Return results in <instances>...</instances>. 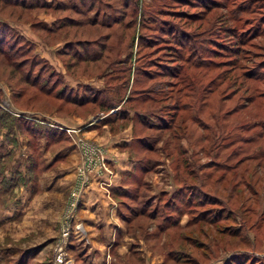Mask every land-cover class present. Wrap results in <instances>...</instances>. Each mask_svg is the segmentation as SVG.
<instances>
[{"label": "rangeland", "instance_id": "rangeland-1", "mask_svg": "<svg viewBox=\"0 0 264 264\" xmlns=\"http://www.w3.org/2000/svg\"><path fill=\"white\" fill-rule=\"evenodd\" d=\"M46 1L52 3L50 8L30 9L26 4L0 3V24L10 28L6 31L0 28L1 44L5 37L8 39L7 48L9 42L21 44L12 48V64L0 58V109L6 108L17 116L34 121L47 120L46 116H51L60 123L56 126L63 130L59 140L40 135L32 154L27 148L30 137L20 133L14 125L11 136L14 140L7 139L11 144L9 147L14 150L13 155L7 157L4 149L0 151V248L8 253L13 249V255H6L0 264H53L72 186L80 180L78 166L86 162L89 169L99 157L104 159L103 164L109 173L103 176L104 180L111 182L108 187L115 185L118 178L123 180L124 189H119L123 195L113 199V206L124 212L125 219L120 218L126 233L124 241L135 242L130 244V249L126 248L127 244L122 248L126 256L133 246L139 247L137 254L140 258L143 254L147 264H223L225 259L233 261L241 255L252 258L241 254L243 250H249L257 254L252 256L262 257L264 262V160L260 159V162L259 156L255 160L242 159L234 170L227 172L201 166L211 160V155L203 156L201 151L198 152L200 147L195 144L194 137L195 131L200 129L192 124L187 127L184 114L174 109L178 100L186 98L179 90L180 85L174 84L175 80L168 75L172 68L169 65L177 61L172 60V54L163 42L156 41L157 34L153 29L139 26L144 9L155 7L158 11L167 5L160 18L172 21V26L176 25L181 31L198 34V39L207 40L204 46L208 57L217 61V65L210 70L194 71L192 79L198 88L189 95L193 97L196 92L195 96H198L202 92L208 98L210 106L205 107L203 113L214 112L221 116L223 135L248 136L252 134L248 131L250 128L245 130L239 127L241 124L264 121V97L260 95L264 91V72L259 68L252 70L264 62V34L258 35L262 33L258 19L264 14V7L255 2L260 0H230V3L228 0L229 4L218 0L220 5L214 8L210 6V0H139L137 4L141 6L133 29L88 25L77 29L65 27L57 33L53 26L58 23L55 21L58 16L62 18L70 13L76 19L82 18L72 11H57V2L82 8L83 2ZM104 1L123 8L120 0ZM29 2L33 0H26ZM230 9L241 12L233 14L243 16L240 22L231 18ZM129 12V16L131 12L133 14L131 8ZM43 22L45 25L41 24ZM121 31L124 32L123 43L120 41ZM256 34L259 37H255ZM68 37L74 42L105 38L112 48L110 51L107 48L102 59L84 63L77 55L87 54L77 45V49H65ZM30 51L32 53L27 54ZM127 54L130 59L125 65L129 66L127 73L119 81L113 80L117 73L122 75L120 68L124 66H111L110 63L127 58ZM37 60L44 63L50 73L53 70L60 72L59 79L68 89L79 90L82 95V91L88 89L92 93L105 92L115 102L122 98L116 108L124 104L122 108L128 116L117 118L120 114L114 113L115 109L103 112L92 102L80 107L43 97L33 99L32 88L24 83V73H18L16 64L33 66ZM136 66H140L139 74L134 69ZM249 70L253 75H247ZM258 70L262 72H259L262 77L259 79L255 76ZM149 73L154 75L145 77ZM123 80H128V84L121 89L119 84ZM146 94L152 96V100L145 99ZM167 107L173 112L168 113ZM135 112L144 114L139 116ZM229 112L234 114L231 119L225 118ZM166 124L168 127L164 128ZM236 124L237 130L234 129ZM246 142L223 146L221 163L234 164L239 158H245L251 147ZM38 144L40 154L36 152ZM180 147L186 153L181 154ZM235 148H240L239 153L228 160L227 155ZM53 156H56L54 162L47 166ZM35 159L40 165L34 166ZM186 159L189 166L184 162ZM139 161L144 162L140 163L145 167L143 172L139 169ZM189 170H193L191 176ZM206 174L214 179L204 180ZM57 177L59 180H73L69 191L61 190L58 183L49 188L50 181ZM90 180L86 190L95 186L93 180L97 179L90 174ZM97 185L100 187L98 182ZM184 185L192 186L193 201L196 198L200 201L192 206H186L188 203L185 202L173 210L171 196L176 188ZM101 187L106 189L104 185ZM167 201L170 203L168 214L173 212L175 220L173 223L172 219L168 221V228H161L165 223H159L167 216V211L163 210ZM81 202L74 213L76 221L83 200ZM250 208L253 212L249 211ZM153 210L154 216L150 217L148 213ZM26 214L27 218L22 220ZM243 217L248 222L244 223ZM73 224L65 245L69 258H72V250L68 247L72 234L82 230H74ZM229 224L240 227L241 235L246 239L242 241L240 237L228 235L230 228L226 226ZM146 251L151 253L149 259ZM109 257H106L105 264H111ZM252 263L247 258L244 260V264Z\"/></svg>", "mask_w": 264, "mask_h": 264}, {"label": "trees", "instance_id": "trees-1", "mask_svg": "<svg viewBox=\"0 0 264 264\" xmlns=\"http://www.w3.org/2000/svg\"><path fill=\"white\" fill-rule=\"evenodd\" d=\"M78 2H83L82 4L84 7H79L77 5H74L77 8L72 7L71 5L69 6L68 4H59L57 2L55 8L57 11L63 12V10L66 11H72L74 13H78L80 15V19H76L74 16L67 14L60 18L59 16L55 19L57 24L53 26V30H56V33L61 31L63 28L67 27L68 29L73 28L77 29L78 27L82 28L84 26H101L104 27L105 29L110 26V27H118L122 30L124 28L128 30L129 28H134L136 26L137 22V13H138V8L139 0L131 1V0H120L122 3V7H116L112 4H109L108 1L104 0H76V4ZM211 5L213 8L215 6L220 5V1L218 0H210ZM228 3V0H225ZM255 1V0H254ZM6 2H10L11 4H26L25 6H28L30 9H35V8H50L49 6H52L51 2L43 1V0H33V2L26 3V0H0V3L3 4ZM13 2V3H12ZM231 1L229 0V3ZM257 3H262L261 7H264V0L260 1H255ZM167 3V2H166ZM194 3V2H190ZM228 3V4H229ZM149 6V5H148ZM167 5L162 6L158 11H155V7L152 8V10L144 9L143 12H141L140 16V25L142 27H145L146 29H153L157 34L156 41H161L163 44L167 47V50H170V54L172 57L173 61H177L176 64H170L169 66H172L170 69L171 72L168 74L172 79L175 80L174 84L177 83L180 85L179 90L183 93V95L186 97L184 100H178L176 105H175V111L177 112H182L184 114V117L186 119V126L189 127L190 124L195 125L198 127L200 130H196L195 134L196 137L195 139V144L198 145L199 151H201V154L203 156L211 155V160L207 161L205 164L201 166H212L215 169H223L224 172H227L228 170H234L236 165L242 160V159H247V160H255V158H259L261 160H264V121H253L249 122L248 124H241L239 127H243L245 130L249 129L252 134L249 133L248 136H241V135H233V136H227L223 135V124L221 122V116L217 113L214 112H209L207 114L203 113L205 112V107L210 106V102L208 101V98L202 95V92L198 94V96H195L196 92L193 93V97L189 95L192 93L194 90L198 88L197 82L194 79V71H199L202 69H212L215 68L217 65V61H214L211 59V57H208V52L206 50V47L204 46V42L207 40L205 39L204 41L202 39H198V34L194 32H187V31H181L177 29V26L174 25L172 26L173 22L164 20L163 14H165V10ZM144 7V6H143ZM79 8V9H78ZM130 8L133 11V14L129 16L130 14L129 10ZM230 16L233 20L240 22L242 20L243 16H233V14H238L241 13L238 9H230L229 11ZM261 17V18H260ZM258 19V22L260 23L261 26V32L258 34L259 36L264 34V14L260 16ZM3 23L0 24V28L3 30H9L10 28L6 26V24L2 25ZM42 24V23H41ZM43 28H46L43 26ZM49 29V28H46ZM110 29V28H109ZM121 42L123 43V36L124 32L121 31ZM139 35V34H138ZM257 35V34H256ZM255 37H259L258 35ZM253 36V37H254ZM3 36L0 35V58H3L5 61L9 62L12 64V61L14 60L12 58V48L14 46L19 47L21 44L19 42L10 43L9 42V48H7V37H5V42L2 43V38ZM106 37V36H105ZM139 38V36H138ZM23 39V38H22ZM105 38H101V40H96L93 42H87L82 41V40H77L73 41L68 37V41L65 43L64 47L67 50H73V48L79 47L83 51L86 52L87 55H77V57L80 59V62H87L89 63L90 60H100L103 58L102 54L106 52L107 48H109V51L111 50L110 44H107V40ZM73 41V42H72ZM169 43V44H168ZM29 49V47H28ZM77 49V48H76ZM31 50V49H30ZM32 53V51L27 52V54ZM176 54V55H175ZM44 60L43 58H41ZM106 59V57H105ZM119 59V61H118ZM115 62L110 63V65H122L124 67H121L120 69L122 70V75L117 73V75L113 78V80H118L119 78H123L125 74L127 73V70L129 69V66H125L128 60V54L127 58H118ZM87 60V61H86ZM11 64H9L11 66ZM159 62L157 63V65ZM109 65V66H110ZM160 67H166L164 65H161ZM16 68L18 73H21L23 71V79L24 83L29 85L32 88V98L37 100L38 98L43 97L44 99H53V101H60L61 103L67 102L69 104H73L76 106H80L92 102V104L97 105L100 111L103 112H109L113 109H115L114 113H119L120 116L117 118H120L122 115L123 118L127 117L128 115L126 114L127 112L125 109L123 110V105H120L119 108H116V106L119 104L120 98L117 102L113 101L110 97L107 96L105 92H99V93H92L91 91L88 90H83V95L80 94L79 90H73L72 88L66 87L65 85L62 84L60 81L61 73L52 71V73L49 72L47 69V66H45L44 63H41V61L37 60L36 64L33 66H28L27 64H16ZM254 68H259L264 72V62L254 66ZM136 70V74H139V69L140 66H136L134 68ZM249 70L247 71V75H250L253 71ZM260 70H258V74L256 73L255 76H258L257 78H262L259 75ZM261 72V73H262ZM192 73V74H191ZM22 74V73H21ZM135 74V75H136ZM150 74L146 75L145 77L149 78L151 77ZM193 78V79H192ZM217 85V81H214ZM128 84V80H123L121 84H119V87L121 89L123 87H126ZM158 85V84H157ZM107 87V86H106ZM92 89V88H91ZM204 89V88H202ZM150 90V89H149ZM154 92V91H153ZM261 97H264V91L260 93ZM18 97V96H17ZM37 98V99H36ZM145 99L152 100V96H149V94H146ZM126 99H128L126 97ZM252 100V97L250 98ZM63 102V103H64ZM248 105V104H247ZM168 113H172L173 111H170V108H166ZM165 110V112H166ZM135 114L139 116H143L144 112L141 114L138 112H135ZM167 114V113H165ZM165 114L163 115L165 117ZM168 115V114H167ZM234 115L233 113H228L225 115L226 117H230ZM159 117V116H158ZM43 122L39 121H34L29 120L27 118H23L20 116H17L8 110L6 108H3V110L0 109V144L2 143V140L4 138L9 139L10 141H13L14 138L11 137L13 136L14 133V125L18 128V131L20 133H26L28 137H30V143H28V149L30 153H35L36 147L35 145L37 144V139L40 137V135L45 136V135H50L51 140H59L60 139V134L63 132V130L52 127L48 125L47 123H44L46 120L40 119ZM183 121V120H182ZM170 125V124H169ZM168 127V124L164 126ZM258 129L259 130H253V129ZM235 130H237V124L235 125ZM193 132V130H191ZM190 132V134L193 136V133ZM234 133V132H233ZM49 141V140H48ZM240 141H247V144H250L251 147L249 149L250 153L246 154L245 158H239L234 162V164H228L225 163L222 164L220 157L222 155L221 148L223 146H231V144H234L236 142ZM208 145V147H207ZM225 147V148H226ZM32 150V152H31ZM240 148H235L231 153L227 155V159H233L237 154L239 153ZM12 151L8 152L11 153ZM212 152V154H209ZM251 152H254L251 154ZM14 153V152H13ZM11 153V155H13ZM180 153H186V150H183L182 147H180ZM208 153V154H207ZM7 154V153H6ZM259 156V157H258ZM6 157V156H5ZM246 160V161H247ZM148 162V161H147ZM186 162V165L189 166L190 164L187 162V159L184 161ZM262 162V161H260ZM32 163V162H31ZM34 166L37 165L36 159L35 161L33 160ZM143 161H139V169L143 172L145 171V167L142 166ZM138 166V165H137ZM193 170H189V176H191ZM194 177L197 174V171L194 173ZM185 180H188V177L184 176ZM192 178V177H190ZM13 180V177H11ZM213 177H210V175H205L204 180H213ZM3 180H5V175L3 176ZM216 180V179H215ZM189 185H184V186H179L176 188V190L173 192L170 202L171 204L174 203L173 210H176L178 205L182 206L185 202L188 204L186 206H192L193 204L198 203L200 200L193 201L194 198L191 197L192 189H190ZM120 188L124 189L122 186H120L118 189L113 190L118 194V196H121L123 194L121 193ZM195 196V195H194ZM200 197V195H197ZM196 197V196H195ZM215 201V200H214ZM190 202V203H189ZM216 202V201H215ZM168 203L163 206V210L167 211V216L164 218L163 221H161L159 224L165 223L163 226H160L161 228H168V221L172 219L171 223L174 222V214L173 212H170L168 214ZM178 203V204H176ZM170 204V203H169ZM228 207V205H227ZM158 211V207L156 208ZM232 213L237 214L236 211L231 210L228 208ZM253 208H250L249 211H252ZM153 210L151 213H148L150 217L154 216ZM175 213V212H174ZM243 222H248V219L245 217L242 218ZM227 228H230L228 231V235L232 237H236L243 241V239H246V236L241 235V230L240 227L229 224L226 226ZM241 242V241H240ZM241 254H248L252 258L248 257H242L239 256L238 258L234 259L233 261H229L228 259H225L223 264H230L231 262H235L236 264H244V260L247 258V260L251 263L256 260L255 264H264L262 261V257L260 259L256 258L255 256L252 255H257L254 253V251H249V250H243ZM250 259V260H249ZM252 263V264H253Z\"/></svg>", "mask_w": 264, "mask_h": 264}, {"label": "crops", "instance_id": "crops-1", "mask_svg": "<svg viewBox=\"0 0 264 264\" xmlns=\"http://www.w3.org/2000/svg\"><path fill=\"white\" fill-rule=\"evenodd\" d=\"M42 25H45V22H43ZM80 80L82 79H79V81ZM46 117L51 120L47 119L44 123L61 129L59 126H56V124H60L57 122V120L51 116ZM36 121L43 122L42 120ZM20 138L22 137L20 136ZM40 139L41 138H39V142ZM43 139L41 141H43ZM21 143L23 144L22 139ZM9 145H11L9 141L4 138L0 144V151L1 149H4L5 153L10 151L13 153L14 150L10 148ZM37 148L38 150L36 152L40 154L39 144L37 145ZM11 153H8L7 157H9ZM74 154H77V152ZM55 158L56 156H53V158L49 160V164H47V166H51ZM40 178L39 180H41ZM58 178L59 177L54 178L52 180L53 182L50 181L49 188L52 185H56L58 183L61 190L65 192L69 191L73 180L71 178V180H59ZM118 179L115 185L106 188L107 191L104 187H99L97 185V181L93 183L95 186L89 188L90 190H86L83 196V204L80 206L78 212V219L81 221L82 230L80 232L75 231V233L72 234L68 246L69 249L71 248L72 250V255L70 254V256L72 257L73 264H105L106 257L108 255L111 256L109 257V259H111V264H147L144 255H141V258H144L142 260L139 254H137L139 247L134 248L132 246L131 253L127 256L125 255L124 250H122L125 244H127L126 248L128 247L130 249L131 243L128 241L126 243V241H124L126 233L120 219L121 217L125 219L123 214L124 212L121 209H118V207L116 208V206H113V199L115 200V197L118 196V194H116V192L113 190L122 186L121 181H123ZM27 215L28 214L24 215L22 220L26 219ZM132 244L134 245L135 242H132ZM1 249L2 248H0V261L5 258L6 255H13V252H11L13 249H11L9 253L6 251V249ZM145 255L149 259L151 253L149 252Z\"/></svg>", "mask_w": 264, "mask_h": 264}, {"label": "built area", "instance_id": "built-area-1", "mask_svg": "<svg viewBox=\"0 0 264 264\" xmlns=\"http://www.w3.org/2000/svg\"><path fill=\"white\" fill-rule=\"evenodd\" d=\"M100 159V160H99ZM99 157L90 164L89 169H87L86 162L82 163V166H78V170L80 172V180L79 183L75 186V183L72 186L71 194H70V205L68 209V213L65 216L62 224H61V234L57 239V243L55 246V254L53 264H73L72 258H69L66 253V243H68V239L71 231V223L73 224L74 230L82 229L81 221L78 219V223L76 221V217L74 213L78 208L79 204L82 203L83 196L85 194L86 188L90 183V174L91 177L96 178L100 186H105L106 188L110 185V180H104V174L109 175L106 166L103 164L104 159ZM87 173V174H86ZM101 179V180H99ZM75 189V190H74Z\"/></svg>", "mask_w": 264, "mask_h": 264}]
</instances>
